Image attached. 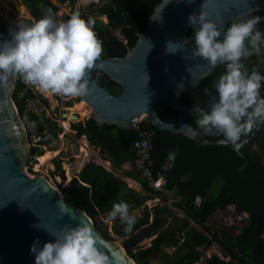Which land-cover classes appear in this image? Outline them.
I'll list each match as a JSON object with an SVG mask.
<instances>
[{
  "label": "trees",
  "instance_id": "trees-1",
  "mask_svg": "<svg viewBox=\"0 0 264 264\" xmlns=\"http://www.w3.org/2000/svg\"><path fill=\"white\" fill-rule=\"evenodd\" d=\"M18 1L25 6L35 21L48 14L49 9L54 17L59 11V5L53 0ZM161 1L109 0L105 5L97 7L98 15L107 18L106 24L93 16V8L96 7L94 3L85 7L88 11H82L80 16L85 20L89 17L95 20L94 31L102 42L103 51L99 59L125 56L128 53L127 48L131 49L137 43L136 32L142 33L148 29L147 19ZM57 2L59 4L70 2L73 5L75 1ZM256 16L261 17L257 28L264 32V13L258 11L249 17ZM30 23L32 22L29 21L28 24ZM117 29L123 31L127 39L126 46L112 35ZM193 32V28L188 31L192 43ZM242 62L249 73L256 70L264 75V50L260 55H252ZM225 71L226 65L220 66L211 76L203 79L191 94L183 95L181 100L187 108L191 110L195 105L207 109L211 100L217 97L215 83ZM100 74L101 77L95 75L97 83L107 87L113 95H120L121 87L105 74ZM261 83L260 95L264 98V81ZM12 97L30 141L34 133L40 138L37 146L31 147L29 158L44 155L40 146L45 145L50 138H57L62 130L56 121L48 117L41 119L37 113L27 109V106L38 97L46 105L49 104L48 100L33 91L18 76ZM77 101L80 102V99ZM156 111L167 123L176 122L179 116L178 110L165 105H158ZM196 119V114L192 112L187 122L200 130L196 125ZM72 128L78 135H85L90 145L98 151L102 159L111 163L112 168L119 169L134 159L133 146L138 139V131L120 130L109 125L99 127L92 118L73 124ZM139 128L153 132L152 168L157 171L161 166L167 165L170 185L176 186L178 193L183 197L181 204L186 211L185 218H171L165 206L144 207L152 196L149 195L146 182L134 170L126 171L124 175L138 181L148 194L143 195L130 188L123 179L94 162L86 163L79 174L70 180L68 186L62 189L65 201L85 211L107 239H124L122 246L136 264H151L152 260H158L159 264H196L203 250L214 242L222 247L230 260L211 256L206 258L203 264H264V123L242 137V146L238 149L243 156L225 145L196 147L193 140L160 131L147 120L140 123ZM207 137L210 140L223 139L222 136ZM170 152H175L172 160H169ZM245 159L248 163L241 171ZM54 164L56 172L65 183L67 178L61 161L54 160ZM121 201L129 205L130 211L142 207L143 209L141 216L136 217L131 233L124 231L125 225L117 218L112 224V231L115 234L113 238L107 231L101 229L97 220L106 217L112 205ZM231 205L238 213L248 215L246 223L242 225V231L235 236H232L229 230H235L237 226L232 229L223 226L224 229H215L209 225L212 217ZM189 218L202 230L192 227ZM206 233H209L211 238H208ZM137 236L139 240L151 239L150 246L133 244V239ZM164 248H170L171 251Z\"/></svg>",
  "mask_w": 264,
  "mask_h": 264
},
{
  "label": "water",
  "instance_id": "water-1",
  "mask_svg": "<svg viewBox=\"0 0 264 264\" xmlns=\"http://www.w3.org/2000/svg\"><path fill=\"white\" fill-rule=\"evenodd\" d=\"M16 6L19 10L20 5ZM201 10L226 31L236 20L258 11L264 13V0H162L147 19L148 29L136 32L137 43L125 56L100 59L87 73L89 92L78 99L92 108L91 118L99 127L109 125L138 131L135 121L145 115L153 127L187 137L196 147L225 145L243 156L231 144L220 143L223 139L210 140L187 122L192 112L182 102V96L191 94L203 79L224 65L212 67L201 58L192 57L194 43L188 31L193 27L188 17L199 15ZM30 17L35 20L31 14ZM16 26V21L0 19V42L10 40V30ZM186 39L187 44L180 52L166 53L167 42L181 43ZM97 71L118 84L121 94L115 96L107 87L100 86L95 79ZM15 81L16 76L12 75L0 80V264H35L31 248L36 240L42 248L44 243L54 242L51 231L78 225L91 229L96 247L108 255L110 264H136L123 246L107 239L96 228L85 211L69 205L62 190L46 177L27 172L30 145L26 126L12 97ZM158 105L178 110L176 122L162 120L156 111ZM68 114L67 110L61 113L62 119ZM71 118L79 119L74 114ZM65 140L69 139L65 137ZM247 163L245 159L241 171Z\"/></svg>",
  "mask_w": 264,
  "mask_h": 264
},
{
  "label": "clouds",
  "instance_id": "clouds-1",
  "mask_svg": "<svg viewBox=\"0 0 264 264\" xmlns=\"http://www.w3.org/2000/svg\"><path fill=\"white\" fill-rule=\"evenodd\" d=\"M260 21L258 16L236 20L223 31L222 25L203 10L188 17L194 29L192 57H199L212 67L226 65L225 73L215 83L217 97L207 109L194 105L191 112L196 114V125L204 135L222 136L220 143L237 149L242 146V137L264 123V98L260 95L264 75L256 70L249 73L242 62L264 50V32L257 28ZM94 27L93 18L85 20L78 12L58 22L50 9L38 21L17 23L16 29L10 30L11 39L0 42V80L18 76L44 92L68 97L87 95V73L103 51ZM187 41L167 42L166 53L180 52ZM174 156L175 152H170L169 160ZM132 212L126 202L114 203L106 222L118 218L125 225L124 231L131 233L136 223ZM141 213L142 210L137 217ZM50 234L54 242H46L42 248L39 240L34 242L31 252L35 264H110L108 255L96 247L88 226H65Z\"/></svg>",
  "mask_w": 264,
  "mask_h": 264
},
{
  "label": "rangeland",
  "instance_id": "rangeland-1",
  "mask_svg": "<svg viewBox=\"0 0 264 264\" xmlns=\"http://www.w3.org/2000/svg\"><path fill=\"white\" fill-rule=\"evenodd\" d=\"M56 1L57 0H53V2H56ZM108 2L109 0H92L86 3L85 0L84 1L76 0L73 5L68 4V3L67 4L65 3L66 5L59 4L57 2V4L59 5V11L56 13L55 19L57 18L56 20L58 22L62 20L66 21V17L70 18L71 15L74 13L78 12L79 14H81L82 11H88L87 9H85V7L94 3L96 7L93 8L94 10L93 16L99 18L106 24L107 23L106 18L98 15L97 7H101ZM17 4L23 6V4L20 3L18 0H0V19L1 20H12V21H16L17 23H24V24H28L29 21H31L32 23L35 22V20L31 19L30 17L28 18L20 17L19 14L17 13L18 12L17 6H16ZM95 75L96 77H101V74L99 72H96ZM37 88L32 87L33 91L38 92L42 97L46 98L49 104L46 105L38 97L35 101H31L28 104L27 109L32 110L33 112L37 113L41 119H43L44 117L52 118V120L56 121L58 127L61 128L62 131L59 133L57 138H50L45 145L40 146V150H43V153H46L48 151H56L57 155L55 157L47 161L44 165H40L39 160H38L39 155H36L31 159L29 158V153H28L27 162L25 166H26L27 172L31 176L36 175V174L42 175L46 177L54 187L58 188L59 190H62V188L66 187L69 184L70 180L75 175L79 174V172L81 171L80 170L81 166L84 165V163H86L88 160H92L96 164L97 163L103 164L104 159L100 157L98 151L90 145L88 140L86 141V144L89 143L88 144L89 147H86V148L88 152L91 151V153L87 155L81 152L82 150L80 149V145L82 146L83 139L80 137L81 135L77 134L78 135L77 136L75 133H73L75 131H73V128H72L73 124H78L77 123L79 122L78 119L70 118L69 120L68 119L64 120V121H67L65 122V125L67 128H70V130H65V128L63 127L61 123V121L63 120L61 117V113L63 114L65 110L68 111V108L74 107V105L78 103L77 101L78 97L64 98L63 95L54 94L52 92L51 93L44 92L38 86ZM80 102H83V101H80ZM90 111L91 112L85 118H81V122H84L87 119L92 117L93 111L92 110ZM63 132H65L64 135H62ZM65 137L69 139V142L65 140ZM39 140L40 138L38 137L36 133H34L31 136V141L27 137V141L30 145V149L32 146H37V143L39 142ZM30 149H29V152H30ZM72 154H76L78 156V159L76 160L75 158H73L71 156ZM54 160L61 161L62 169L64 170L65 176L67 178V181L65 183L62 182L61 177L56 172V165L54 164ZM30 169L32 172H30ZM69 173L71 175V178L69 177ZM135 182H137L136 184L138 186L132 187L130 184H128V186L143 194L144 190L141 189L139 185L140 183L138 181H135ZM141 210L134 209V211L131 214L137 217L138 213H140ZM221 213L222 212H219V214ZM97 221L103 231H107L113 238H115V234L112 231L113 222L112 223L106 222V217L104 218L100 217L98 218ZM209 225L212 226L213 228L215 227V229H218V228L224 229L222 228V225L218 222L217 217H213ZM239 227L236 230H238ZM229 233L235 236L238 232L236 233V231L232 229V230H229ZM136 238L133 239V244H136L137 246H148V247L150 246L151 239L139 240V236H137ZM114 241L122 246V243L125 240L117 238V240H114ZM164 249L166 251H171L170 248H164ZM151 264H159V262L158 260H152Z\"/></svg>",
  "mask_w": 264,
  "mask_h": 264
},
{
  "label": "built area",
  "instance_id": "built-area-1",
  "mask_svg": "<svg viewBox=\"0 0 264 264\" xmlns=\"http://www.w3.org/2000/svg\"><path fill=\"white\" fill-rule=\"evenodd\" d=\"M112 35L119 41L123 42L124 45H127V39L121 29L114 30ZM29 87H32L29 84ZM37 88V86H35ZM33 90V89H32ZM143 121H146L145 118H138L135 121V124L138 127V139L135 141L133 149L135 152V156L133 161L131 162V168L140 174L141 179H143L147 187L149 189V195L152 196L146 203L145 206H150L152 208L157 205L167 207L169 213L173 216L185 218L186 211L182 209V199L183 197L178 193L176 186H171L168 176H167V165L161 166L157 171H154L153 166V144H152V136L153 132L150 130H140L139 124ZM63 125V124H62ZM64 127V126H63ZM63 132L62 135H64ZM83 141H87L85 135L80 136ZM88 146V143L86 144ZM80 149L81 145H80ZM82 152V151H81ZM91 153L88 152L87 155ZM85 154V153H84ZM76 160L78 156L76 154L71 155ZM86 157V156H85ZM87 162H94L92 160H88ZM131 185V184H130ZM141 189L143 190L142 185L140 184ZM65 188V187H64ZM63 189V188H62ZM143 195L148 194L146 191H143ZM144 206V207H145ZM218 222L224 227L228 229H232L234 226H242L246 223V219L248 215L245 213H238L237 211H224L221 214L217 215ZM189 221L192 227L197 230H202V228L197 225L192 219L189 218ZM208 238H211L209 233H206ZM211 256H217L222 260H230V257L225 254L222 247L218 243H212L206 250H203L202 255L196 264H203L206 258H210Z\"/></svg>",
  "mask_w": 264,
  "mask_h": 264
},
{
  "label": "bare ground",
  "instance_id": "bare-ground-1",
  "mask_svg": "<svg viewBox=\"0 0 264 264\" xmlns=\"http://www.w3.org/2000/svg\"><path fill=\"white\" fill-rule=\"evenodd\" d=\"M86 3L88 1H92V0H85ZM19 14L20 17H30V14L29 12L26 10V8L22 5L19 6V10L17 12ZM31 18V17H30ZM48 93H51L50 91ZM88 104L86 102H78L74 105V107L72 108H68V111H69V114L67 116V119L69 120L71 118V114H74V115H79V119L78 120H81V118H85L91 111L90 109L92 110V108L89 106H87ZM90 108V109H89ZM93 111V110H92ZM146 116L145 115H142L141 116V119L142 118H145ZM67 122V121H66ZM67 130V128H66ZM69 142V140H68ZM82 152L87 154L88 153V150L86 148V142L83 141L82 142ZM57 155V152L56 151H48L46 153H44V155L42 156H38V160H39V163L40 165H44L47 161H49L50 159H52L53 157H55ZM69 171V170H68ZM69 177L71 178V175L69 173ZM134 184V183H133ZM182 209H184V207H182Z\"/></svg>",
  "mask_w": 264,
  "mask_h": 264
},
{
  "label": "crops",
  "instance_id": "crops-1",
  "mask_svg": "<svg viewBox=\"0 0 264 264\" xmlns=\"http://www.w3.org/2000/svg\"><path fill=\"white\" fill-rule=\"evenodd\" d=\"M84 1V0H83ZM88 2H90V1H88ZM87 2V3H88ZM55 4H57V1L56 2H54ZM70 4V2H66V4ZM84 3V2H83ZM65 4V5H66ZM58 5V4H57ZM55 18V17H54ZM67 18V17H66ZM106 18V17H105ZM57 19V18H56ZM106 21H107V18H106ZM64 97V96H63ZM65 98V97H64ZM89 144V143H88ZM86 163H88V162H86ZM86 163H84V165L86 164ZM95 163V162H94ZM97 164H99V165H102L106 170H108V171H110V172H112L116 177H119V178H121V179H123L127 184H131V186L133 187V186H138L136 183L137 182H135V180L134 179H132V178H129V177H127V176H125L124 175V173L126 172V171H132L133 169L131 168V162H126L125 164H123V166H121V168H119V169H114V168H112V166H111V163L109 162V161H106V160H103V164L102 163H97ZM105 164V165H104ZM84 165H82L81 166V168H80V170L82 169V167L84 166ZM134 183V184H133ZM140 185V184H139ZM153 208V207H152ZM228 210H230V211H233V210H235L236 211V209H235V207L234 206H228L227 208H226V210H224V211H228ZM133 211H134V209H133ZM224 211H219V212H224ZM218 212V213H219ZM171 214V213H170ZM141 215H139L138 217H140ZM174 217H176V216H173L172 214H171V218H174ZM213 218V217H212ZM212 218H211V220H212ZM211 220H210V222H211ZM197 224V223H196ZM198 225V224H197ZM235 231H236V233L237 234H239L241 231H242V226H240L239 227V229L238 230H236L235 229ZM114 233V232H113ZM236 234V235H237ZM232 236H234V235H232ZM229 261V260H228Z\"/></svg>",
  "mask_w": 264,
  "mask_h": 264
},
{
  "label": "flooded vegetation",
  "instance_id": "flooded-vegetation-1",
  "mask_svg": "<svg viewBox=\"0 0 264 264\" xmlns=\"http://www.w3.org/2000/svg\"><path fill=\"white\" fill-rule=\"evenodd\" d=\"M127 49H128V52H129L130 49H129V48H127ZM99 60H100V59H99ZM97 72H99V71H97ZM95 73H96V72H95ZM99 73H101V72H99ZM28 86H29V84H28ZM30 86L33 87V88L35 87V85H30ZM37 89H38V88H37ZM70 108H72V107H70ZM70 108H69V109H70ZM90 110H91V109H90ZM68 112H69V111H68ZM78 116H79V115H78ZM51 119H52V118H51ZM66 119H67V118H66ZM66 119H65V120H66ZM65 122H66V121H64V119L61 121V123L63 124V126H64V128H65V130H66L67 127H66V125H65ZM81 123H82V122H81ZM67 130H70V128H67ZM76 132H77V131H76ZM77 134H78V132L76 133V135H77ZM77 136H78V135H77ZM82 141H83V140H82ZM85 142H86V141H85ZM81 148H82V147H81Z\"/></svg>",
  "mask_w": 264,
  "mask_h": 264
}]
</instances>
